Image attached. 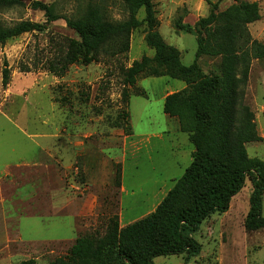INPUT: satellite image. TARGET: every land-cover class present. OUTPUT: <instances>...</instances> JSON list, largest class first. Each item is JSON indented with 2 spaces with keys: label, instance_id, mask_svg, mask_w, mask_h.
I'll list each match as a JSON object with an SVG mask.
<instances>
[{
  "label": "rangeland",
  "instance_id": "1",
  "mask_svg": "<svg viewBox=\"0 0 264 264\" xmlns=\"http://www.w3.org/2000/svg\"><path fill=\"white\" fill-rule=\"evenodd\" d=\"M42 1L52 3L62 16L77 15L90 3L107 7L113 19L128 15L122 0ZM208 1L154 0L161 22L159 31L169 44L180 50L186 65L196 58V36L177 30L174 22L181 18L195 23L209 13ZM210 1L219 2L220 10L235 2ZM249 1H257L261 13L260 19L249 24V30L255 39L264 42V0ZM138 16L144 17L143 9ZM25 19L46 22L44 12L31 8L28 2L0 9V24L11 25ZM63 36L78 37L66 21L59 18L48 23L44 32H25L0 43V264H14L31 257L49 264L58 255H49L51 247H57L59 254L68 250L63 244L53 246L44 241L17 244L14 241L18 228L25 238L32 239H43L50 230L51 220L43 216L48 210L44 206L46 178L42 172L32 169V173L27 171L21 176L19 169H13L14 176L3 177L8 164L34 159L33 152L39 147L53 145L71 162L69 176L77 195L87 188L86 172L92 173L100 204V215L94 225L101 219L102 232L109 214L117 213L120 224L126 225L153 211L173 186L174 179L181 177L192 161L190 149L194 145L188 134L179 131L177 118L163 110L164 96L183 89V80L166 75L140 76L136 86L130 88V102L126 107L132 133L115 126L118 111L124 107L120 64L130 65L134 59L154 53L145 42V26L134 30L126 58L73 64L60 77L47 71L44 64L52 54L55 40ZM6 62L11 68L8 86L2 84ZM199 62L204 72H218V58L202 56ZM87 94L89 99H86ZM245 102L255 112L257 129L263 138L247 143V150L250 157L264 160V59H255L252 63ZM50 134L53 139L47 137ZM178 134L181 135L177 138ZM85 165L92 169L85 168V172ZM119 167L118 186L115 176ZM32 183L39 185L41 191L30 199ZM252 189L247 177L245 186L232 198L226 212L213 213L190 233L202 245L198 255L189 258L187 253L158 256L154 264H264V228L248 231L244 226ZM5 227L9 230V241L4 240Z\"/></svg>",
  "mask_w": 264,
  "mask_h": 264
},
{
  "label": "trees",
  "instance_id": "2",
  "mask_svg": "<svg viewBox=\"0 0 264 264\" xmlns=\"http://www.w3.org/2000/svg\"><path fill=\"white\" fill-rule=\"evenodd\" d=\"M27 2L44 12L46 22L25 19L0 24V43L25 32H44L48 23L63 18L78 37L55 40L44 64L47 71L60 77L73 64L126 58L134 30L145 26L144 39L154 53L144 54L130 65L120 64L124 107L118 111L115 126L132 133L126 107L130 88L136 86L139 77L166 75L183 80L186 86L165 96L163 110L178 119L180 130L188 134L195 148L191 163L181 177L174 179L153 211L124 226L117 213L109 214L103 232V221L99 219L95 227L79 235L65 254L54 257L49 264H154L158 256L198 255L202 245L190 233L213 213L226 212L247 177L253 189L244 226L248 231L264 228V160L250 157L247 150V143L263 138L255 112L245 102L252 63L264 59V42L255 39L249 30V24L261 17L257 1L235 0L220 10L219 2L209 0V13L195 23L176 19L177 30L196 36V58L189 65L183 63L180 50L159 31L161 22L154 0H122L128 15L118 20L111 18L108 8L99 3H90L71 16L58 14L52 3L42 0H0V9ZM141 9L143 18L138 16ZM202 56L218 58V72H204L199 62ZM10 82L11 68L6 62L2 84L8 86ZM120 179L119 167L115 176L118 186ZM14 264L42 263L31 257Z\"/></svg>",
  "mask_w": 264,
  "mask_h": 264
},
{
  "label": "crops",
  "instance_id": "3",
  "mask_svg": "<svg viewBox=\"0 0 264 264\" xmlns=\"http://www.w3.org/2000/svg\"><path fill=\"white\" fill-rule=\"evenodd\" d=\"M185 86L186 83L182 88ZM178 130L181 131L179 122ZM180 135L181 134H178L176 137L178 138ZM158 136L162 137V134H159ZM47 137L49 139H53V134H50ZM194 149L195 148L190 149V154H192ZM60 151V149H55L53 145L52 147H39L33 152V155L35 156L34 159L18 161L13 165L8 164V170H5V176L3 177L14 176L15 174L12 171L13 169H19L21 176L27 171L32 173V169H34L38 173L41 171L42 175L46 178V186L43 196L46 201L44 206L48 210V214L43 216H47L51 220L48 235L43 239L25 238L18 228L16 231V238L14 240L17 244L44 241L48 244H52L53 246L63 244L66 246V249H68L81 232L90 230L92 227L96 226L94 223L97 220V216L100 215V204L98 203L99 198L94 188L96 182L93 181L92 173H89V171L86 172V169L89 170L92 168L89 165L84 166V169L86 168V175L89 176H86L87 179L84 181L87 188L84 187L85 191H81V194L77 195L72 190L74 183H72L69 176L72 164H70L71 162H69V160L63 155V152ZM28 177H31V175ZM0 178L2 177L0 176ZM32 185L34 188L29 194H32L33 196L30 199L36 198L41 191L38 189L39 185L36 186L35 183H32ZM167 192L168 191L164 193L162 199ZM121 225L124 226L123 224ZM4 240H10L8 227H5ZM48 252L50 256H54L55 254L62 255L59 254L57 247H51Z\"/></svg>",
  "mask_w": 264,
  "mask_h": 264
}]
</instances>
